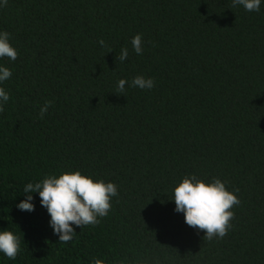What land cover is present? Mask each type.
I'll list each match as a JSON object with an SVG mask.
<instances>
[{"label": "trees", "instance_id": "16d2710c", "mask_svg": "<svg viewBox=\"0 0 264 264\" xmlns=\"http://www.w3.org/2000/svg\"><path fill=\"white\" fill-rule=\"evenodd\" d=\"M0 30L18 51L0 60L12 71L0 85L10 94L0 111V231L21 239L17 258L0 254V264H264V5L8 0ZM138 75L154 88L118 93L119 80ZM76 170L118 195L106 217L62 243L38 193L35 211L17 205L27 183ZM192 174L238 190L223 238L207 239L175 211L172 190Z\"/></svg>", "mask_w": 264, "mask_h": 264}, {"label": "clouds", "instance_id": "9594fccd", "mask_svg": "<svg viewBox=\"0 0 264 264\" xmlns=\"http://www.w3.org/2000/svg\"><path fill=\"white\" fill-rule=\"evenodd\" d=\"M8 0H0V7L6 6ZM233 7L241 6L248 12H257L264 5V0H232ZM101 46H106L100 40ZM132 50L137 55L143 54L142 34H136L131 39ZM18 57L17 49L11 44L10 33L0 30V60L7 58L14 62ZM129 57V49H121L117 60L123 63ZM12 77L9 67L0 63V85ZM126 85L151 90L155 86L152 78L142 75L129 81L121 79L117 82L118 93L126 91ZM10 99L9 92L0 86V111ZM51 107L47 101L40 108L41 118ZM26 199L17 208L22 212L35 211L34 195L39 194L40 205L49 216V227L62 243H68L76 236V228L95 225L99 218L106 217L111 210L112 198L118 195V187L113 182L94 179L93 176L81 171H62L59 175L50 174L39 182H29L24 187ZM238 190L229 191L226 183L219 178L211 180L198 178L195 174L186 175L172 190V198L177 213H183L185 223L193 228L206 231V238H223L231 228L234 212L230 209L240 204ZM21 239L10 230L0 231V254L15 260L20 252ZM91 264H105L100 258H93Z\"/></svg>", "mask_w": 264, "mask_h": 264}]
</instances>
